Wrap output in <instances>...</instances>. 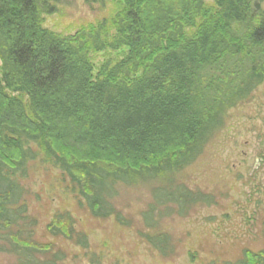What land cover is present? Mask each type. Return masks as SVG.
<instances>
[{"label": "trees", "instance_id": "trees-1", "mask_svg": "<svg viewBox=\"0 0 264 264\" xmlns=\"http://www.w3.org/2000/svg\"><path fill=\"white\" fill-rule=\"evenodd\" d=\"M57 1L0 0V240L18 264L64 259L41 260L43 246L13 233L27 213L20 181L31 163L60 170L94 218L124 225L110 202L117 184L173 179L264 83V0H215L214 11L205 0H121L110 38L101 28L74 36L45 28ZM124 48L94 76L91 54ZM172 181L153 191L143 213L150 231L164 211L185 217L215 205L214 196ZM48 229L88 249L69 213ZM143 237L161 254L170 248L165 233ZM227 264H264V249Z\"/></svg>", "mask_w": 264, "mask_h": 264}, {"label": "rangeland", "instance_id": "rangeland-1", "mask_svg": "<svg viewBox=\"0 0 264 264\" xmlns=\"http://www.w3.org/2000/svg\"><path fill=\"white\" fill-rule=\"evenodd\" d=\"M205 5L214 11L215 0H205ZM123 7L121 0H58L57 12L44 16V26L68 36L101 28L110 38L115 35L112 22ZM128 51L91 54L94 76L106 62L120 60ZM171 180L214 196L215 205H196L185 217H166L169 211H164L159 228L150 231L144 226L143 213L153 204V191L168 187ZM20 184L27 213L12 230L43 246L48 251L38 257L43 261L51 262L61 253L64 259L56 264L234 263L246 249H264V83L248 100L229 110L224 127L203 154L173 179L117 184L110 202L123 216L124 225L114 217L94 218L62 172L41 160L29 165L28 176ZM62 212L72 216L77 233L86 235L88 249L50 235L48 227ZM157 232L171 239L166 254L143 237ZM0 248H6L0 252V264H18V256L6 242L0 240Z\"/></svg>", "mask_w": 264, "mask_h": 264}]
</instances>
